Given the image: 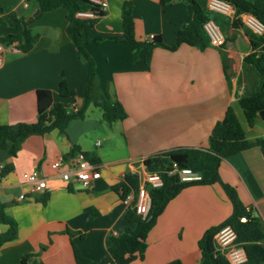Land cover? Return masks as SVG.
<instances>
[{"label":"crops","instance_id":"1","mask_svg":"<svg viewBox=\"0 0 264 264\" xmlns=\"http://www.w3.org/2000/svg\"><path fill=\"white\" fill-rule=\"evenodd\" d=\"M125 1L108 0L105 14L96 23L97 30L123 31ZM129 1L134 3L135 33L141 41L154 35L173 44L177 32L193 19L192 5L186 0H171L165 6L159 0ZM3 8L27 19L41 16L31 25L32 32L39 36L34 47L28 52L8 53L0 66V124L36 122L39 89L50 90L54 101L68 109H78L89 69L67 34L66 10L41 11L34 16L40 9L36 0H0V37L15 32L2 18ZM233 20L221 16L222 23H227V36L234 40L229 41L230 46L221 49L210 45L200 50L182 44L175 51L158 47L153 50L149 70L145 68V50L134 60V51L120 41L88 46L97 61L102 86L122 102L128 116L109 124L101 112L90 108L85 119L68 123L66 135L58 130L31 135L15 157L0 150V173L13 166L6 175H0V201L19 226L18 239L0 248V264H21L28 254L31 257L26 264H76L73 240L86 257L106 261L113 236L135 227L126 219L128 207L123 201L130 190L127 176L140 175L144 160L156 153L181 146H207L212 129L229 106L235 109L249 139L264 138V121L259 116L250 125L238 101L244 87L238 83L245 79L243 58L250 52V37L244 28L234 29ZM62 81L75 91L74 97H61ZM78 151L87 154L101 171L90 190L83 189L78 181L62 178L63 171L74 169ZM56 161L61 162L58 170L51 168ZM34 170L47 179V189L34 192L24 178ZM220 173L237 189L245 206L264 221L261 148L255 146L224 159ZM22 194L28 198L21 199ZM45 195L46 204L41 201ZM232 211L218 184L184 189L151 230L145 257L130 264H210L202 255L199 240ZM67 229L80 231L85 238L72 239ZM6 230L7 226L0 225V233Z\"/></svg>","mask_w":264,"mask_h":264},{"label":"trees","instance_id":"2","mask_svg":"<svg viewBox=\"0 0 264 264\" xmlns=\"http://www.w3.org/2000/svg\"><path fill=\"white\" fill-rule=\"evenodd\" d=\"M192 5L193 19L185 28L179 30L173 44H166L162 37L141 41L136 38L134 3L125 1L122 6L123 31L120 33H107L97 30L96 23L105 14L98 5L91 0H36L41 14L63 8L67 12V34L76 46L81 60L88 64V79L84 90L81 106L76 109H68L62 102H55L50 90L39 89L37 91V121L34 123L0 124V150H7L12 157L18 155L24 141L34 134H45L53 130L66 135V128L72 119H85L90 108H100L103 120L109 124L124 120L128 113L122 102L113 96L108 88H104L99 79L97 61L90 53V44L99 45L106 40L120 41L128 45L133 51L134 60L138 59L140 51L145 50V68L151 67L153 50L161 47L170 51L177 50L182 44L196 47L200 50L211 45L210 36L205 26L210 20H214L221 27V14L209 10L208 0H186ZM236 9V18L232 26L234 29L244 28L241 15L249 13L256 17L264 26V0H226ZM162 6L171 0H159ZM93 12L96 17H82L79 13ZM41 16V15H40ZM34 19L18 16L9 9L3 8V19L15 28V32L0 37V42L12 44L16 42L23 52L30 51L39 36L31 29ZM250 37V52L244 56V68L252 77L239 95L238 101L244 110L250 125H254L259 117V112L264 109V32L255 34L245 29ZM230 37L226 40L231 41ZM224 49L225 47H218ZM224 58V56H223ZM226 78L231 83V77L227 73V62L224 59ZM60 95L63 98L74 97L75 91L70 89L65 81L60 83ZM259 146L264 154V138L251 140L233 108L229 106L223 119L219 120L212 129L207 146H181L163 152L156 153L144 160V165L151 172H160L164 178V186L161 188H149L151 205L148 216L137 214L134 209L128 208L126 219L135 227L129 232L117 233L112 238L109 248V258L98 262L86 257L78 244L73 240L72 247L76 264H130L143 259L148 247V237L158 218L164 212L167 205L184 189L198 185H215L222 187L229 197L233 211L231 215L220 224L209 228L199 240L202 255L210 264H230L228 260L216 252L214 236L225 225H231L236 231L237 242L244 245L248 255L245 264H264V221L254 215L239 197L237 189L225 182L220 173L221 163L224 159L241 151ZM76 148V147H75ZM74 148V149H75ZM89 159L88 155L86 154ZM90 160V159H89ZM13 169L10 165L3 169L1 176ZM190 170L198 178L183 180L181 172ZM130 189L139 187V175L127 176ZM41 201L46 204L48 195ZM247 221L242 222L241 218ZM0 225L7 226V230L0 233V248L18 239V222L6 213L5 203L0 201ZM72 239L79 236L85 238L80 231L67 229ZM31 254L26 255L21 264H26ZM170 264H181L174 261Z\"/></svg>","mask_w":264,"mask_h":264},{"label":"built area","instance_id":"3","mask_svg":"<svg viewBox=\"0 0 264 264\" xmlns=\"http://www.w3.org/2000/svg\"><path fill=\"white\" fill-rule=\"evenodd\" d=\"M98 5L103 11L108 8V0H91ZM207 6L209 10L220 13L225 16L236 18V9L226 0H208ZM79 16L94 18L96 15L93 12H82ZM242 21L255 34H263V24L253 15L244 13L241 16ZM205 29L210 36V43L215 47L224 46L226 40L221 32V28L214 20H210ZM151 35L149 40L154 39ZM20 52L16 42L12 44H5L0 42V66L3 65L6 55L10 52ZM243 89V88H242ZM100 142H98L99 144ZM75 166L71 171H63L62 178L67 181H78L85 190H90L95 181L101 177V171L98 166L91 162L86 154L82 151L76 152L74 156ZM61 162L56 161L51 164V168L58 170ZM183 180H190L198 178L199 176L193 174L190 170H183L181 172ZM24 178L33 185V191L38 192L48 188L47 179L41 175L39 170H34L24 174ZM140 183L137 189H130L124 197V203L128 208L134 209L137 214L144 217L148 216L151 205V197L149 188H161L164 186V178L160 172H151L146 166L144 171L139 175ZM21 199H26L27 194H22ZM242 222H246L247 218L242 217ZM238 236L231 225H225L214 236L216 252L223 255L230 264H245L248 260V255L243 244L237 242Z\"/></svg>","mask_w":264,"mask_h":264},{"label":"rangeland","instance_id":"4","mask_svg":"<svg viewBox=\"0 0 264 264\" xmlns=\"http://www.w3.org/2000/svg\"><path fill=\"white\" fill-rule=\"evenodd\" d=\"M245 25V24H244ZM220 28H221V32H222V34L224 35V37H225V40H226V38L229 36L231 39L230 40H232V37L230 36V35H228L227 36V33H228V29H227V23L225 22L224 23V26H220ZM245 29H249V30H251L247 25H245V27H244V30ZM241 38H243L242 36H241ZM237 39V38H236ZM234 40H232L231 42H233ZM231 42H229L228 40H226V42H225V44H224V47L226 48L227 46H230V44H231ZM247 75V76H246ZM246 75H244L245 76V79H244V81H242V79H240V81H239V87H241V86H246L250 81H251V79H253L252 77H250L247 73H246ZM100 79V78H99ZM101 81V80H100ZM241 91L243 92L244 91V88L242 89L241 88ZM94 110H97L98 112H101V117H102V110L100 109V108H94ZM103 118V117H102ZM220 186V185H219ZM222 188V187H221ZM226 194V193H225ZM227 196V195H226ZM240 197V196H239ZM28 198V197H27ZM26 198V199H27ZM241 199V198H240ZM227 200H229L230 201V199H229V197L227 196ZM231 202V201H230ZM232 204V203H231ZM31 257V256H30Z\"/></svg>","mask_w":264,"mask_h":264},{"label":"water","instance_id":"5","mask_svg":"<svg viewBox=\"0 0 264 264\" xmlns=\"http://www.w3.org/2000/svg\"><path fill=\"white\" fill-rule=\"evenodd\" d=\"M41 12V9H38L37 12L34 14V16H37L39 13ZM185 28V27H184ZM259 116L261 117V119L264 121V109H262L259 112Z\"/></svg>","mask_w":264,"mask_h":264}]
</instances>
